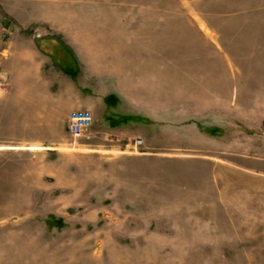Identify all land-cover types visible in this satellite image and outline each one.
I'll return each mask as SVG.
<instances>
[{"label": "rangeland", "instance_id": "obj_1", "mask_svg": "<svg viewBox=\"0 0 264 264\" xmlns=\"http://www.w3.org/2000/svg\"><path fill=\"white\" fill-rule=\"evenodd\" d=\"M103 1L56 19L73 106L0 114V264H264V0ZM76 110L88 139L67 132Z\"/></svg>", "mask_w": 264, "mask_h": 264}, {"label": "crops", "instance_id": "obj_2", "mask_svg": "<svg viewBox=\"0 0 264 264\" xmlns=\"http://www.w3.org/2000/svg\"><path fill=\"white\" fill-rule=\"evenodd\" d=\"M89 4H92V9H104L103 0H0V67L4 74L8 76L9 82L7 88L9 93V110L7 112V110L0 109L2 116L6 118L9 116V118H18L22 112V108L27 107L47 108L48 113L54 115L57 109H59L58 106H60L61 110L73 106L69 97L72 93L71 84L75 80L62 71H60L62 75L59 77L54 68L56 66L51 58L44 54L42 50L51 52L52 41L50 39L54 37L59 38L64 47L71 51L77 62V57L73 54V49L69 45L72 40L64 38L62 34L68 31L62 30L56 19L61 17L64 11L87 10ZM30 10L37 12L39 16L33 19H25V13ZM1 12L3 17L7 18V26L4 25L3 18L1 19ZM40 23H52L49 26L54 32H60V34L42 35L40 38H36L28 33H15L8 39L2 37V29L12 28L14 32L19 30L24 32L32 26L40 25ZM57 80H60L59 96L61 102L59 105L57 104V95L51 91V87L55 85ZM41 85L44 86L41 88ZM110 95L115 96L119 104L120 99L112 93L103 96V103L104 99ZM92 104L93 102H88L85 105L78 106L86 107L90 110ZM105 107L108 110H115L117 108V106L108 108L106 105ZM94 115L95 121H99V116L96 113ZM110 117L140 118L134 115L115 113H112Z\"/></svg>", "mask_w": 264, "mask_h": 264}, {"label": "trees", "instance_id": "obj_3", "mask_svg": "<svg viewBox=\"0 0 264 264\" xmlns=\"http://www.w3.org/2000/svg\"><path fill=\"white\" fill-rule=\"evenodd\" d=\"M4 25L7 26V23H4ZM50 41H52V48H50L51 52H47V50H42V52L51 58L56 68L75 80L79 72L76 66V60L71 51L64 47L59 38L54 37L50 39ZM104 103L108 108H114L118 105V99L110 95L104 99ZM108 119L111 128H117L131 122L141 121V118L135 117H110ZM208 133L215 136L218 131L216 128H212L208 130Z\"/></svg>", "mask_w": 264, "mask_h": 264}, {"label": "built area", "instance_id": "obj_4", "mask_svg": "<svg viewBox=\"0 0 264 264\" xmlns=\"http://www.w3.org/2000/svg\"><path fill=\"white\" fill-rule=\"evenodd\" d=\"M4 82L0 81V87ZM94 120L87 110H76L69 114L67 120V132L74 140L88 139L91 136Z\"/></svg>", "mask_w": 264, "mask_h": 264}]
</instances>
